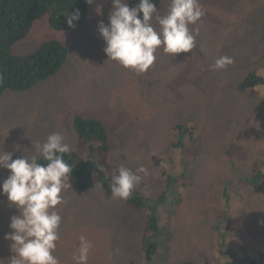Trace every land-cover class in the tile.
I'll return each instance as SVG.
<instances>
[{
  "label": "rangeland",
  "instance_id": "1",
  "mask_svg": "<svg viewBox=\"0 0 264 264\" xmlns=\"http://www.w3.org/2000/svg\"><path fill=\"white\" fill-rule=\"evenodd\" d=\"M200 4L205 15L191 26L198 29L196 47L174 57L160 49L153 65L140 74L108 60L103 51L97 25H107L111 0H94L82 25L69 31L50 28L48 13L35 21L12 53L27 55L54 40L68 55L54 76L26 92L3 95L0 150L13 152V159L31 156L32 145L59 132L74 152V118L101 120L109 138V152L101 162L146 167L149 174L136 185L140 191L150 198L160 192L154 156L173 160L178 189L185 181V190L167 211L172 216V261H212L221 238L238 257L255 259L264 246V176L255 187L242 181L264 149V85L258 92H242L239 86L252 69L264 81V0ZM168 5L169 0L162 2L161 15ZM219 56H229L234 63L215 70ZM179 121L196 129L195 139L180 153L170 142L171 129ZM230 143L242 150L241 156L233 150L226 153ZM8 175L0 169V183ZM69 182L65 203L58 206L62 219L53 255L60 264H74L72 254L81 235L93 245L87 264L140 263L143 213L95 187L77 194L72 179ZM228 198L230 209L225 207ZM18 214L6 195H0V260L5 264L14 253L4 236L11 231L10 218ZM212 263L223 261L215 257Z\"/></svg>",
  "mask_w": 264,
  "mask_h": 264
},
{
  "label": "clouds",
  "instance_id": "2",
  "mask_svg": "<svg viewBox=\"0 0 264 264\" xmlns=\"http://www.w3.org/2000/svg\"><path fill=\"white\" fill-rule=\"evenodd\" d=\"M87 2L91 4L93 0ZM111 2L108 23L100 22L97 31L105 44L103 51L108 60L121 67L140 74L153 65L160 49L174 57L196 47L198 29L191 26L205 15L200 0H169L163 15L153 0H138L131 8L127 0ZM65 19L67 25L74 28V22L80 19L79 10L68 13ZM233 63V58L219 56L213 68L224 70ZM32 148L33 155L16 159L13 152L0 150V169L9 172L0 183V195H6L9 204L19 212L10 218L11 231L4 236L11 241L10 250L14 253L7 264H60L53 253L60 238L58 229L62 217L58 206L65 203L63 193L71 188L73 167L64 160L70 145L62 134L53 132ZM148 174V169L142 165L133 171L120 164L108 184L112 198L127 200L142 176ZM95 188L102 192L103 182L98 180ZM92 247L81 235L72 254L74 264H87ZM0 264L5 261L0 260Z\"/></svg>",
  "mask_w": 264,
  "mask_h": 264
},
{
  "label": "trees",
  "instance_id": "3",
  "mask_svg": "<svg viewBox=\"0 0 264 264\" xmlns=\"http://www.w3.org/2000/svg\"><path fill=\"white\" fill-rule=\"evenodd\" d=\"M163 1L153 0V3L159 9ZM128 2L134 7L138 0ZM91 4L87 0H0V100L6 92H26L36 84L49 79L66 61L68 55L66 47L54 40L40 43L27 55L18 56L12 53L13 46L28 35L34 22L48 13L50 28L56 31H69L82 25ZM75 10H79L80 19L74 22V28H70L65 17ZM261 85H264L263 79L256 75V70H253L240 84L239 90L258 92ZM73 127L77 139L76 151L64 154V160L73 167L70 179L73 181L74 191L82 194L94 188L99 180L104 184L103 191L111 195L108 187L110 177L120 165L101 162L109 152V138L105 125L98 119L76 116ZM195 134L196 129L192 123L179 121L171 129V146L178 153L185 152L186 142L194 140ZM225 149L227 154L233 150V153L237 152L241 156L242 150L232 143ZM151 162L160 189L159 194L150 198L135 187L133 194L124 200L128 207L144 215L141 241L143 256L138 264H213L215 257L221 258L223 264H264V246L258 248L259 253L255 259L241 258L227 246L225 238L217 242L212 261L187 260L182 263L172 261L170 246L172 216L167 211L177 203L178 195L185 190L186 183L183 182L180 190L174 185L178 179L172 174L171 158L154 156ZM130 169L135 171L134 168ZM263 176L264 149L260 157L257 156L253 162L251 174L242 182L255 187L261 183ZM180 179L185 180V177L182 176ZM141 182L142 179L139 183ZM176 191L177 194L174 195ZM225 207L230 209V198L226 199ZM161 215L167 217L160 218Z\"/></svg>",
  "mask_w": 264,
  "mask_h": 264
},
{
  "label": "bare ground",
  "instance_id": "4",
  "mask_svg": "<svg viewBox=\"0 0 264 264\" xmlns=\"http://www.w3.org/2000/svg\"><path fill=\"white\" fill-rule=\"evenodd\" d=\"M92 122V121H91Z\"/></svg>",
  "mask_w": 264,
  "mask_h": 264
}]
</instances>
